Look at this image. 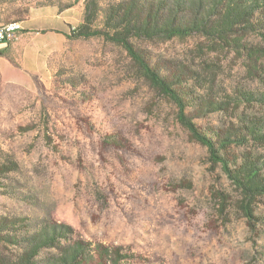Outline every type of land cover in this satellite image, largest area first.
Instances as JSON below:
<instances>
[{"label": "rangeland", "instance_id": "1", "mask_svg": "<svg viewBox=\"0 0 264 264\" xmlns=\"http://www.w3.org/2000/svg\"><path fill=\"white\" fill-rule=\"evenodd\" d=\"M0 9L11 13L4 22L29 9L0 58V222L69 225L74 238L121 247L123 264H264V196L254 218L245 216L221 165L126 51L100 37L68 38L85 0H15ZM137 45L166 71L184 66L192 73L184 86L264 94V67L254 71L245 56L205 39ZM251 113L264 119V103ZM229 121L220 112L194 118L203 130ZM244 149L262 153L231 150Z\"/></svg>", "mask_w": 264, "mask_h": 264}, {"label": "trees", "instance_id": "2", "mask_svg": "<svg viewBox=\"0 0 264 264\" xmlns=\"http://www.w3.org/2000/svg\"><path fill=\"white\" fill-rule=\"evenodd\" d=\"M103 1H108L105 10ZM28 10H18L16 20L26 21ZM102 11L105 18L99 23ZM10 15L2 14L0 9V16ZM252 35L260 36L262 45L250 41ZM67 36L100 37L122 47L149 84L176 106L178 123L206 147L212 163L221 165L241 194L239 206L245 216L254 218L253 206L258 197L264 196V119L252 115L251 110L257 103H264V94L244 90L229 93L222 88L214 93L213 87L197 83L184 86L183 76L188 73L184 66L166 71L148 59L137 41L199 37L207 40L213 50L229 49L245 56L257 71L264 67V0H85L83 21L69 25ZM198 76L193 73V80ZM201 88L203 92L196 94L195 90ZM206 112L225 113L231 121L222 129L203 130L194 118ZM233 146H253L262 153L232 151ZM26 219L0 222V245L11 246L6 255L0 252V264H123L129 256L121 247L74 238V229L69 225L24 224ZM19 223L21 228L15 229Z\"/></svg>", "mask_w": 264, "mask_h": 264}, {"label": "built area", "instance_id": "3", "mask_svg": "<svg viewBox=\"0 0 264 264\" xmlns=\"http://www.w3.org/2000/svg\"><path fill=\"white\" fill-rule=\"evenodd\" d=\"M22 28L23 23L18 21L0 24V44L8 43Z\"/></svg>", "mask_w": 264, "mask_h": 264}, {"label": "crops", "instance_id": "4", "mask_svg": "<svg viewBox=\"0 0 264 264\" xmlns=\"http://www.w3.org/2000/svg\"><path fill=\"white\" fill-rule=\"evenodd\" d=\"M38 18H42L43 15H36ZM5 23L4 19H2V17L0 16V24ZM24 25H26L28 23V20L22 22ZM69 26V25H68ZM5 44H0V58H2L3 56H6V47L4 46Z\"/></svg>", "mask_w": 264, "mask_h": 264}]
</instances>
